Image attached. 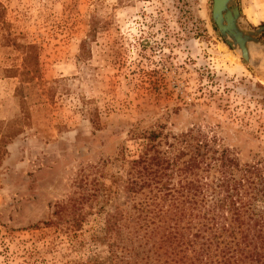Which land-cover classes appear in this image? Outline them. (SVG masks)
<instances>
[{
	"label": "rangeland",
	"instance_id": "rangeland-1",
	"mask_svg": "<svg viewBox=\"0 0 264 264\" xmlns=\"http://www.w3.org/2000/svg\"><path fill=\"white\" fill-rule=\"evenodd\" d=\"M236 2L243 27H264V0ZM0 5V264H114V241L115 264H146L163 229L137 221L145 191L129 187L144 130L264 161V49L232 50L212 0Z\"/></svg>",
	"mask_w": 264,
	"mask_h": 264
},
{
	"label": "trees",
	"instance_id": "trees-1",
	"mask_svg": "<svg viewBox=\"0 0 264 264\" xmlns=\"http://www.w3.org/2000/svg\"><path fill=\"white\" fill-rule=\"evenodd\" d=\"M133 136L142 149L129 162V187L145 191L136 219L149 234L163 229L146 264H264L263 160L240 162L216 136L187 132L169 141L153 129ZM119 219L106 218L108 237ZM108 246L114 264L124 260L115 241Z\"/></svg>",
	"mask_w": 264,
	"mask_h": 264
},
{
	"label": "water",
	"instance_id": "water-1",
	"mask_svg": "<svg viewBox=\"0 0 264 264\" xmlns=\"http://www.w3.org/2000/svg\"><path fill=\"white\" fill-rule=\"evenodd\" d=\"M211 18L224 42L246 62H251L252 47L264 49L258 38L264 27H243L236 0H212Z\"/></svg>",
	"mask_w": 264,
	"mask_h": 264
}]
</instances>
